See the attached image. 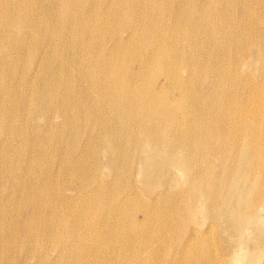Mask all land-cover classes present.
Listing matches in <instances>:
<instances>
[{
	"label": "bare ground",
	"instance_id": "1",
	"mask_svg": "<svg viewBox=\"0 0 264 264\" xmlns=\"http://www.w3.org/2000/svg\"><path fill=\"white\" fill-rule=\"evenodd\" d=\"M263 209L264 0H0V264H264Z\"/></svg>",
	"mask_w": 264,
	"mask_h": 264
},
{
	"label": "rangeland",
	"instance_id": "2",
	"mask_svg": "<svg viewBox=\"0 0 264 264\" xmlns=\"http://www.w3.org/2000/svg\"><path fill=\"white\" fill-rule=\"evenodd\" d=\"M86 24H91V21L90 22H87ZM70 109H67V111H69ZM60 123H61V119H60ZM57 127H59V126H57ZM59 135V139L58 140H56V143H60V142H62L63 140H67V141H64L63 143H62V145H63V147L64 148H66L67 146H68V138H69V136H70V133L69 134H66V135H64V134H58ZM34 143H32L31 145H33ZM38 144V140H36L35 139V145H37ZM30 145V146H31ZM30 146H28V149L30 148ZM55 156V154L53 155V157ZM29 164V161L27 162V164L24 166V167H26L27 165ZM103 172H105L104 171V168H102L101 169ZM41 173V172H40ZM41 199V196L40 195H36L35 196V203H37L39 200ZM108 200L109 198H107V197H105L104 195H101L99 198H98V200L92 205V206H95L96 204H98L100 201H102V200ZM261 217H262V219H263V221H264V209L262 210V213H261ZM46 219L44 218V221H45ZM201 248H197V249H195L196 251H198V250H200ZM264 258V257H263ZM262 260V259H261Z\"/></svg>",
	"mask_w": 264,
	"mask_h": 264
}]
</instances>
